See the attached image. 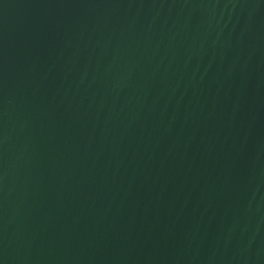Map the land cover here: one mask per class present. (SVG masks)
<instances>
[{"label":"water","instance_id":"1","mask_svg":"<svg viewBox=\"0 0 264 264\" xmlns=\"http://www.w3.org/2000/svg\"><path fill=\"white\" fill-rule=\"evenodd\" d=\"M0 264H264V0H0Z\"/></svg>","mask_w":264,"mask_h":264}]
</instances>
